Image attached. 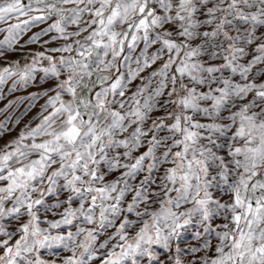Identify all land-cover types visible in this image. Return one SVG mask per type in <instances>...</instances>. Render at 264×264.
<instances>
[{
	"label": "snow or ice",
	"instance_id": "1",
	"mask_svg": "<svg viewBox=\"0 0 264 264\" xmlns=\"http://www.w3.org/2000/svg\"><path fill=\"white\" fill-rule=\"evenodd\" d=\"M48 20L0 68L57 80L0 146V264H264V0H0V47Z\"/></svg>",
	"mask_w": 264,
	"mask_h": 264
},
{
	"label": "rangeland",
	"instance_id": "2",
	"mask_svg": "<svg viewBox=\"0 0 264 264\" xmlns=\"http://www.w3.org/2000/svg\"><path fill=\"white\" fill-rule=\"evenodd\" d=\"M51 22V20H48L31 26L21 34L13 48H8L7 45L0 47V68L12 66L16 62H19L22 68L25 64H31L33 55L36 52H47L48 49L62 46L63 40H52V37L56 35L55 32L42 35L37 43H28L33 35L41 33ZM0 27H6V25H0ZM5 35L6 33H0V40H3ZM46 41L48 43H45ZM53 55L58 58L60 53ZM47 66L48 62L42 61L40 65H37V68ZM259 71L258 68L257 72L259 73ZM17 79L18 77H13L0 84V146L17 138L27 128L35 127L40 123L43 115L47 114L43 109L48 98L54 95L57 83L56 78L46 77L42 71H36L34 78L26 85L17 84L13 88V84ZM135 86L136 84L132 86L133 90ZM45 92L48 94L44 95ZM53 201L54 197H50L49 203ZM49 216L51 218V214ZM103 238L101 237V239ZM187 243H198L193 239L192 230L185 232L182 237L181 246Z\"/></svg>",
	"mask_w": 264,
	"mask_h": 264
}]
</instances>
